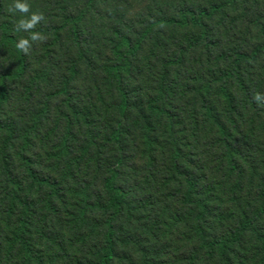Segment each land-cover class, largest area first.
I'll use <instances>...</instances> for the list:
<instances>
[{
	"label": "trees",
	"instance_id": "obj_1",
	"mask_svg": "<svg viewBox=\"0 0 264 264\" xmlns=\"http://www.w3.org/2000/svg\"><path fill=\"white\" fill-rule=\"evenodd\" d=\"M17 1L0 0V264H264V151L240 137H264V0H149L130 20L119 0Z\"/></svg>",
	"mask_w": 264,
	"mask_h": 264
},
{
	"label": "rangeland",
	"instance_id": "obj_2",
	"mask_svg": "<svg viewBox=\"0 0 264 264\" xmlns=\"http://www.w3.org/2000/svg\"><path fill=\"white\" fill-rule=\"evenodd\" d=\"M24 1V0H23ZM22 0H19L15 3L16 4H24ZM149 0H119V7H118V11L117 14L118 16L123 15L124 18L127 19H131L132 17H134L135 15L141 14V12L146 11L145 6L148 4ZM262 7V0H252L251 4L249 5V9H253L255 11L260 10ZM27 9H29V7H27ZM16 13L19 11L18 8H16ZM32 10L31 8L27 11ZM7 14H10V12H7ZM6 14V15H7ZM20 14V13H19ZM36 14V13H33ZM18 15V14H17ZM30 15V14H29ZM28 18H31V16H28ZM18 22H20L22 19L19 18V15L17 17ZM247 26V22H239L238 26L236 29H238L237 31H235L237 34L235 33H231L229 34L225 39H224V45L226 46H234L237 45L238 43H240L241 39H243L244 34L242 33L243 30L246 28ZM224 29V27H223ZM97 33V32H96ZM247 37V36H246ZM96 77V74L92 73L91 70H89L88 68H83L80 74V78L79 80L76 82L75 87L80 89V90H84L85 88H87V86H91L90 81ZM93 81V80H92ZM257 126L258 124H254V133H250L248 128H243V135H241L240 137L242 139H244L243 141L245 142L244 147L245 148H249L251 155H260L262 151H264V137H260L258 136L259 134H257ZM242 129V128H241ZM239 137V138H240ZM139 147L137 145L136 150H134L131 154V156H134V159H132L136 164H138V171H137V175H130L131 177H133V179L135 180V178H137V180L139 182L143 181V174L140 171V169H143L145 167H143L144 162L143 160L140 158L141 154L139 153ZM45 165H51V164H46ZM261 171V169H260ZM131 174V173H130ZM249 184H246L245 187L247 188H243V196L246 198L247 196L249 197L246 201L248 207L250 208V210L255 209V204L253 201V194L256 193L257 191V185L254 182H247ZM147 188V187H146ZM250 194V195H249ZM220 199L223 201V203L225 205H227V203L229 201H231V197L229 194H223ZM244 202V201H243ZM166 245L168 246V254L169 255H176V257H178L179 259H181L179 257L180 253H187L188 249L186 250V247H188V237L185 239V237H183L180 234H177L175 237H173V239L171 241L168 240V242H166ZM249 247H253L252 243L248 244ZM250 254V253H249ZM248 254V256H249ZM182 262V261H181ZM183 263V262H182Z\"/></svg>",
	"mask_w": 264,
	"mask_h": 264
},
{
	"label": "clouds",
	"instance_id": "obj_3",
	"mask_svg": "<svg viewBox=\"0 0 264 264\" xmlns=\"http://www.w3.org/2000/svg\"><path fill=\"white\" fill-rule=\"evenodd\" d=\"M15 7L18 8L19 11H21V12L27 11V5L26 4H16ZM39 19H40V17L38 15L33 14L29 20H27V21L21 20L19 22V27L23 28V29L31 28L33 26V24H35L36 21ZM31 38L33 40H35L37 37L35 35H33ZM26 44H27V41H21V43L18 45V47L24 48L26 46Z\"/></svg>",
	"mask_w": 264,
	"mask_h": 264
}]
</instances>
